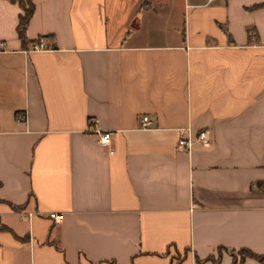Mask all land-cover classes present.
Returning a JSON list of instances; mask_svg holds the SVG:
<instances>
[{"label": "crops", "instance_id": "1", "mask_svg": "<svg viewBox=\"0 0 264 264\" xmlns=\"http://www.w3.org/2000/svg\"><path fill=\"white\" fill-rule=\"evenodd\" d=\"M29 1L22 45L0 0V264L264 255V0Z\"/></svg>", "mask_w": 264, "mask_h": 264}, {"label": "built area", "instance_id": "2", "mask_svg": "<svg viewBox=\"0 0 264 264\" xmlns=\"http://www.w3.org/2000/svg\"><path fill=\"white\" fill-rule=\"evenodd\" d=\"M211 1V0H210ZM4 44L0 42V50H3ZM45 46L40 41L36 44H33L30 47V51L32 52H40L44 51ZM141 128H148L151 125L150 119L148 117H142L140 120ZM91 126H95V121H91ZM95 133L98 135L97 143L102 147H108L111 144L112 133L110 131H101L95 130ZM196 142L201 144L202 146H209L211 144V139L209 136V132L207 130H201L198 132L196 136ZM192 146V142L189 139H180L177 144V148L181 151H189ZM49 219L53 220L54 223L59 224L62 221V215L51 213L48 215Z\"/></svg>", "mask_w": 264, "mask_h": 264}, {"label": "trees", "instance_id": "3", "mask_svg": "<svg viewBox=\"0 0 264 264\" xmlns=\"http://www.w3.org/2000/svg\"><path fill=\"white\" fill-rule=\"evenodd\" d=\"M8 2H10L11 4H16L21 10V14L18 15V18H17V24L15 27V32H16V36H17V39L19 40V42L22 45H24L26 42L25 30H26L27 23H28V21H29V19L33 13V9H34L33 5L31 4V2L29 0H8ZM149 2H150V0H144L143 5L146 6L149 4ZM12 209L13 210H20V208H15V207H12ZM0 230H4V228L2 226H0ZM222 251H223V249H219V251H218L219 256L221 255ZM230 254L233 256V263L232 264H242L244 262V260L247 258L254 259L259 264H264V255H256V254H253L252 252H250L248 250L243 249V250L238 251L237 253L231 252ZM207 261L216 262L213 258H209V259H207Z\"/></svg>", "mask_w": 264, "mask_h": 264}]
</instances>
